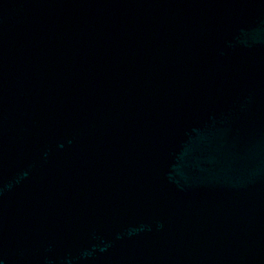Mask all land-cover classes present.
<instances>
[{"label": "water", "instance_id": "95a60500", "mask_svg": "<svg viewBox=\"0 0 264 264\" xmlns=\"http://www.w3.org/2000/svg\"><path fill=\"white\" fill-rule=\"evenodd\" d=\"M0 264H264V0H0Z\"/></svg>", "mask_w": 264, "mask_h": 264}]
</instances>
